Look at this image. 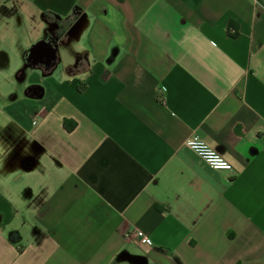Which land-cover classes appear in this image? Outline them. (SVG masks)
I'll use <instances>...</instances> for the list:
<instances>
[{
	"label": "crops",
	"instance_id": "obj_1",
	"mask_svg": "<svg viewBox=\"0 0 264 264\" xmlns=\"http://www.w3.org/2000/svg\"><path fill=\"white\" fill-rule=\"evenodd\" d=\"M0 264H264V0H0Z\"/></svg>",
	"mask_w": 264,
	"mask_h": 264
},
{
	"label": "clouds",
	"instance_id": "obj_2",
	"mask_svg": "<svg viewBox=\"0 0 264 264\" xmlns=\"http://www.w3.org/2000/svg\"><path fill=\"white\" fill-rule=\"evenodd\" d=\"M196 155L200 156L216 172H230L231 163L215 151L213 145L201 140L198 135L193 134L184 142Z\"/></svg>",
	"mask_w": 264,
	"mask_h": 264
},
{
	"label": "trees",
	"instance_id": "obj_3",
	"mask_svg": "<svg viewBox=\"0 0 264 264\" xmlns=\"http://www.w3.org/2000/svg\"><path fill=\"white\" fill-rule=\"evenodd\" d=\"M227 32L230 36H233V37L237 34L238 25L235 20L233 19L230 20L228 27H227ZM27 58H30V55ZM64 125L67 127V129H72L75 125V122L72 120L64 119Z\"/></svg>",
	"mask_w": 264,
	"mask_h": 264
},
{
	"label": "built area",
	"instance_id": "obj_4",
	"mask_svg": "<svg viewBox=\"0 0 264 264\" xmlns=\"http://www.w3.org/2000/svg\"><path fill=\"white\" fill-rule=\"evenodd\" d=\"M189 138V137H188ZM201 139V138H200ZM202 140V139H201ZM186 145V144H185ZM187 146V145H186ZM188 147V146H187ZM189 148V147H188ZM190 149V148H189ZM216 152H218L219 154H221L218 150L215 149ZM222 155V154H221ZM223 156V155H222ZM200 157V156H199ZM224 157V156H223ZM201 158V157H200ZM225 158V157H224ZM202 159V158H201ZM203 160V159H202ZM227 160V159H226ZM204 161V160H203ZM228 161V160H227ZM205 162V161H204ZM229 162V161H228ZM206 163V162H205ZM230 163V162H229ZM207 164V163H206ZM208 165V164H207ZM209 166V165H208ZM211 168V167H210ZM136 235L139 237L140 241L143 243H150L151 240L146 237L142 231L140 230H136Z\"/></svg>",
	"mask_w": 264,
	"mask_h": 264
},
{
	"label": "flooded vegetation",
	"instance_id": "obj_5",
	"mask_svg": "<svg viewBox=\"0 0 264 264\" xmlns=\"http://www.w3.org/2000/svg\"><path fill=\"white\" fill-rule=\"evenodd\" d=\"M44 46L42 44H40L38 47L35 48V51H34V58L35 57H39L40 56V53H45L44 52ZM43 55V54H42Z\"/></svg>",
	"mask_w": 264,
	"mask_h": 264
},
{
	"label": "water",
	"instance_id": "obj_6",
	"mask_svg": "<svg viewBox=\"0 0 264 264\" xmlns=\"http://www.w3.org/2000/svg\"><path fill=\"white\" fill-rule=\"evenodd\" d=\"M43 46H44V52L45 53H43V55H41L42 57L43 56H49L51 53H52V51H51V49H50V46H48V45H46V44H42Z\"/></svg>",
	"mask_w": 264,
	"mask_h": 264
},
{
	"label": "rangeland",
	"instance_id": "obj_7",
	"mask_svg": "<svg viewBox=\"0 0 264 264\" xmlns=\"http://www.w3.org/2000/svg\"><path fill=\"white\" fill-rule=\"evenodd\" d=\"M50 49H51V47H50ZM42 54H43V53H42ZM42 54L40 53V56H39V58H40V57L42 58V56H41Z\"/></svg>",
	"mask_w": 264,
	"mask_h": 264
}]
</instances>
